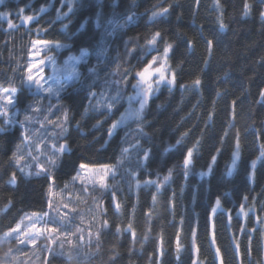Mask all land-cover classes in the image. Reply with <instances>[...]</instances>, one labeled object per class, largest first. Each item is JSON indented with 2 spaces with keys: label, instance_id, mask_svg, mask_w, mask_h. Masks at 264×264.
<instances>
[{
  "label": "trees",
  "instance_id": "16d2710c",
  "mask_svg": "<svg viewBox=\"0 0 264 264\" xmlns=\"http://www.w3.org/2000/svg\"><path fill=\"white\" fill-rule=\"evenodd\" d=\"M218 4L217 0H199L198 5L196 0L0 2V12L8 13L0 18V87L19 90L20 110L37 100L25 83V69L31 41L38 36L66 47L59 60L86 51L83 74L93 68L105 84L127 77L128 87L136 80L135 72L157 55L148 53L147 41L159 31L160 53L164 41L173 46L168 64L175 75L174 86H162L135 124L119 127L111 136L108 130L124 103L118 98L111 111L94 109L101 89L93 73L61 94L52 102L49 118L60 107L67 113L62 140L68 150L51 173L24 177L13 158L24 142L23 131L17 125L3 127L0 236L25 213L50 210L49 175L54 178L52 191H68L80 164L119 165L110 188L86 193L90 203L98 200L100 205L99 219L91 225V241L70 250L69 257L65 252L52 253L45 264H175L178 234L179 264H264V98L260 95L264 0H218ZM163 8L168 13L152 20L153 12ZM27 15L37 19L24 24L22 17ZM8 20L16 27L10 29ZM38 27L46 31L38 33ZM40 114L46 112L42 109ZM131 143L137 147L125 157ZM189 149L192 155L185 168ZM233 153H237L235 164ZM13 174L16 181L9 183ZM104 220L107 227H102ZM75 244H81L78 236Z\"/></svg>",
  "mask_w": 264,
  "mask_h": 264
},
{
  "label": "rangeland",
  "instance_id": "374dc122",
  "mask_svg": "<svg viewBox=\"0 0 264 264\" xmlns=\"http://www.w3.org/2000/svg\"><path fill=\"white\" fill-rule=\"evenodd\" d=\"M50 49L51 50L42 52L40 57L30 56V60L34 63H38L39 59H44L46 61L43 73L48 78L45 81L46 86H51L55 92L59 85L62 90L59 91L58 95H49L46 93L35 95L37 97L36 102L29 104L33 105L34 108H29L28 105L23 110H20L16 106L17 100L14 105L6 106L3 104V100L0 99V111L5 107L7 108V116L0 115V128L17 125L22 129L24 134V142L17 149L16 163L26 178L33 175L38 176L47 172L51 173L59 165L63 152L68 150L66 142L62 140L65 136H63L64 132L66 131L67 133V127L65 128L67 113L65 115L62 111L63 109L60 107V109L54 111L49 118L51 115V107H54L52 102L57 101L59 96L70 88L77 87L85 76L87 77L89 74L93 73L95 76V80L93 81L95 83L97 82L101 89L100 92H96L97 96L93 105L94 109L111 111L113 107L117 105L119 101L118 98L124 103L116 121L121 120L122 116L124 120L116 129L119 127H130L135 124L136 121L140 119L142 113V110H140V100L142 96H137L138 90L132 87V84L136 83V80L128 87H126L125 82L127 81V77L123 79L121 76L117 78L116 82L110 81L108 84L101 83L98 81L97 74H94L93 71L90 72L88 70V72L83 74L81 70V65L86 62V51H83L85 55L82 59H80L81 53L78 56H68L59 60L58 55L66 49V47L62 46L59 50H56L55 45H50ZM49 57L52 62H47ZM70 57L74 59H70ZM168 78H171V74H169ZM25 83L27 85V82ZM166 85L167 84H161L158 90H155L148 97L147 101L155 95L162 86ZM118 87H120V90ZM32 89L34 93L35 88L33 87ZM129 97H133V99L130 100ZM45 102L46 106L42 108ZM42 109L46 112L45 115L40 114ZM26 113L29 116L27 120L25 119ZM13 117L16 123H4L6 119ZM21 121H23V127H21ZM60 145L66 146L63 151L57 150ZM136 147V144L133 143L126 147L125 149H127V151H124L125 157L132 155L131 152L134 151ZM52 160H55V164L51 163ZM102 167L103 166H89L90 169H101ZM109 167L113 169L114 175L110 173L107 176L105 180L106 187L103 189L95 183L97 177L94 172L79 167L78 172L74 176L76 177L79 173V178L71 180L67 187L69 188L68 191L61 190L55 192L53 190L50 192V200L54 207L64 213L65 217H61L55 210L47 211L46 213L49 215L45 217V219L54 221V223L37 224V228H40L41 231L37 232L35 229H32V231L29 232V236L38 237L35 245L31 243H19L15 239V233H13L11 237H6L5 233H8L10 230L2 234L0 236V264H41L42 262H44L42 264H45L47 258L52 253L62 254L65 252V255L69 257L70 250L79 249L82 244L89 243L91 241L90 235L92 234L90 231L91 225L99 219L100 205L98 200H93V203H90L88 199L89 195L86 193L91 194L97 190L105 191L111 187V180L115 179L118 175L119 165ZM32 213L35 212L25 213L22 217L31 215ZM72 221L75 222L73 223ZM18 223H21V219ZM28 227H30V221L24 220V222L21 223V233L27 232ZM49 227H55L57 231L49 233L47 231ZM75 236H78L81 242L80 245L75 244ZM21 238L27 239V237L23 235H21Z\"/></svg>",
  "mask_w": 264,
  "mask_h": 264
},
{
  "label": "snow or ice",
  "instance_id": "6c2138e0",
  "mask_svg": "<svg viewBox=\"0 0 264 264\" xmlns=\"http://www.w3.org/2000/svg\"><path fill=\"white\" fill-rule=\"evenodd\" d=\"M0 2H2V0H0ZM197 5L199 0H196ZM217 6L219 7L218 4V0H217ZM249 5L247 3H245V14H247ZM45 9L41 8L40 11L43 12ZM20 13L24 12V9L21 8ZM168 8H163L161 12H153L152 14V19H154L156 16H163L165 14L168 13ZM66 15V14H65ZM8 13L7 12H0V18H4L7 17ZM59 18V17H58ZM261 18L264 19V12H261ZM24 24H28L29 22H32L34 20L37 19V17L33 16V15H27V16H23L22 17ZM8 27L11 29L13 27H16L13 22L11 20H8ZM65 28H67V25L64 26ZM219 27L221 30H223L225 28L224 23L221 21L219 24ZM36 31L42 32V31H46V29L40 28L38 27L36 29ZM161 38V33L159 31L155 32L151 38L147 41V44L150 46L148 47V53H151L153 51L157 52V55L152 56L150 60L147 61L146 64L143 65V67L139 68L136 72H135V79H136V83L132 84V87L134 89H137V96H142V99L140 100V110H143L145 103L147 102L148 97L155 91L158 90L159 86L161 84H167V85H174L175 83V75L174 73L171 72V68L168 64V58H169V53L172 49V44L168 43L167 41H164V46H163V52L160 53L159 48L157 46L158 44V40ZM208 44V50L209 52L211 51L212 47H213V41L211 39H209L207 41ZM31 45H32V49L30 51V56H36V57H40L41 53L46 51V50H51L50 49V45L51 42L43 39L42 37L38 36L36 39H33L31 41ZM189 48L191 47V43L189 42ZM62 47L61 45L57 44L55 45L56 50H59V48ZM85 55V53L82 52L80 59L83 58V56ZM70 59H74L72 57H70ZM47 62H52L51 58H48ZM79 62V61H77ZM46 61L44 59H39L38 63H34L31 60L29 61L28 65L26 66V82H27V87L29 88V90H31L33 87L35 88V92L34 95H40L41 93H46V94H57L59 93V91L62 90V88L58 85L55 92L54 89L51 86H46L45 81L48 79L43 73H44V65H45ZM67 63V62H65ZM95 69L90 68L89 71L92 72ZM169 74H171V78L169 79ZM128 74L125 73V76H127ZM78 79V77H77ZM127 83V81H125ZM195 85H199L200 84V80L197 79L194 81ZM66 87V85H65ZM18 89L16 88H11V89H5L0 87V99L3 100V104L4 105H14L16 100H17V93H18ZM93 95H95V93H93ZM261 97L264 98V90L261 91L260 93ZM129 99H133V97H129ZM235 103V102H233ZM110 107V106H109ZM29 108H34L33 105H29ZM0 115H4L7 116V108L5 107L2 111H0ZM25 119H29V116L27 115V113L25 114ZM124 120V117H121V120L116 121L112 124V126L109 128L108 132H109V136H111L114 132V130L118 127V125L120 123H122ZM5 124L8 123H16L15 118H9L6 119L4 121ZM21 123V127H23V121L20 122ZM4 129L0 128V132H3ZM22 135H24L22 133ZM179 143V141L177 142ZM65 145H60L59 149H57L58 151H63L65 149ZM238 147V145H237ZM124 151H127V149H125ZM147 156V154H145ZM192 155V150L189 149L187 157L184 159L183 163L185 168H187V166L190 163V157ZM237 153H233V164H235V157H236ZM262 155H264V153H262ZM16 157V154L13 153V158ZM216 157L213 156L212 160L215 161ZM52 164H55V160L51 161ZM256 161H252V165L255 166ZM79 167L81 169H85L87 171H91L94 172V174L96 175L97 179L95 180V183L99 185L100 188H105L106 184H105V180L107 178V176L112 173L114 175V171L112 168H110L108 165H104L101 169H90L89 166L87 164H80ZM46 171V170H45ZM231 171V170H229ZM79 173L77 174L76 177H73V180H76L79 178ZM48 179L50 181V185H49V192L52 191V187L54 184V178L49 175ZM165 181L168 179V177H164ZM16 181V176L15 174H13L10 179H9V183H15ZM91 182V181H90ZM146 183H156V181H146ZM157 188L159 189V185H157ZM87 190V189H86ZM113 199L115 200V195H113ZM153 199H155V197H153ZM245 199H247L245 197ZM217 206H219L220 201L219 199H217L216 201ZM49 209L50 210H55L58 212V214L61 217H65V214L60 212L59 209L55 208L52 201L49 200ZM66 206V205H65ZM116 208L117 210H119L120 205L117 203L116 204ZM213 213L216 211V208L212 209ZM241 211H243V205L241 206ZM48 213H43V214H38V213H32L31 215H25V217L21 218V223L24 222V220H29L30 221V227H28V231L24 232L23 234L21 233V223H17L15 227L11 228L10 231L8 233H5L6 237H11V235L13 233H15V239L21 243V244H27V243H31L33 245L36 244V240L38 237H33V236H29V232L32 231V229H35L37 232H40L41 229L37 228V224H48L50 222L54 223V221L51 220H46L45 217H48ZM246 215V213H245ZM107 220H104L102 223V227H107ZM131 229V225H129V229ZM47 231L49 233H54L57 231V228L55 227H49L47 228ZM121 230L118 227L117 228V232L119 233ZM21 235L27 237V239H22ZM133 238H135V232H132ZM97 238H99V233L97 234ZM180 250V244H179V234L177 235V252H179ZM220 252L219 250H217V256L219 257ZM195 264V262H194Z\"/></svg>",
  "mask_w": 264,
  "mask_h": 264
},
{
  "label": "water",
  "instance_id": "95a60500",
  "mask_svg": "<svg viewBox=\"0 0 264 264\" xmlns=\"http://www.w3.org/2000/svg\"><path fill=\"white\" fill-rule=\"evenodd\" d=\"M173 255H174L175 264H179V261H180V250H179V252H177V238L175 240L174 247H173Z\"/></svg>",
  "mask_w": 264,
  "mask_h": 264
}]
</instances>
